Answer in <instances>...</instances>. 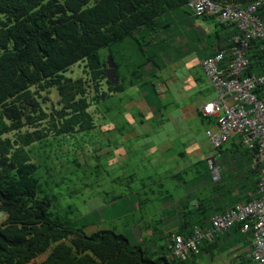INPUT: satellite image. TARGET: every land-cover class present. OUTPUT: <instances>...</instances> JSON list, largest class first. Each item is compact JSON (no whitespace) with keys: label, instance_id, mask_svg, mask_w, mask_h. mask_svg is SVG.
Listing matches in <instances>:
<instances>
[{"label":"trees","instance_id":"1","mask_svg":"<svg viewBox=\"0 0 264 264\" xmlns=\"http://www.w3.org/2000/svg\"><path fill=\"white\" fill-rule=\"evenodd\" d=\"M189 1L0 0V264H200L202 259L196 261L203 253L212 262L238 243L252 245L254 231H244L242 223L221 232H214L212 224L214 216L259 196L257 148L244 144L239 135L217 149L211 147L217 151L213 157L219 178L209 158H204L173 173L170 188L161 173L155 178L149 170L156 162L138 170V163L129 160L114 178L127 191L114 193L106 209L80 218L56 213L54 199L44 188V183L50 187L55 173L44 167L41 148L57 140L84 138L100 126L96 114L113 98L123 105L116 111L118 125L128 123L122 110L130 97L118 94L132 86L142 89L152 112L162 118L170 102L156 89L160 74L191 53L205 61L230 49L236 30L220 23L217 14L193 15ZM212 1L247 5L255 0ZM260 12L264 17V6ZM180 13L190 16L175 15ZM191 17L213 26L201 29ZM179 25L187 28L182 35L177 34ZM261 42L255 39L248 51V75L264 74ZM106 48L105 59L102 51ZM123 49L140 60L131 64L136 67L133 71L123 65L127 59ZM77 65H82L83 74L73 77ZM111 66L115 79L110 78ZM53 90L59 96L57 102L52 100ZM255 93L264 100V83ZM114 111L107 105V113ZM182 154L185 158L186 150ZM201 166L205 167L202 171ZM192 172L195 175L188 178ZM176 180L190 188L179 198L174 193L179 191ZM107 214L133 217L152 242L133 241L117 229L87 233V226ZM195 229L203 233L199 251L183 257L176 252V237L188 242ZM238 258L246 262L242 255Z\"/></svg>","mask_w":264,"mask_h":264},{"label":"rangeland","instance_id":"2","mask_svg":"<svg viewBox=\"0 0 264 264\" xmlns=\"http://www.w3.org/2000/svg\"><path fill=\"white\" fill-rule=\"evenodd\" d=\"M175 15L178 17L190 16L186 13L183 15L182 13ZM177 21L179 23V20ZM191 22L193 25L200 23L202 25L201 29H208L210 26H213L212 22L207 23L203 22L201 19L195 18L193 20L192 17ZM186 29L187 28H182L179 25L177 34H184V30ZM195 32L197 34L196 30ZM195 40L194 41L197 42L196 38ZM196 45L198 44L196 43ZM117 46H120V44H117L115 47ZM123 50V53L127 58L123 59V65L126 70L133 71L136 67H132L131 64H138L140 63V60L137 55H134L131 58L132 53L129 49ZM102 54L105 59L108 57L107 48L102 51ZM194 54L195 58L198 59L199 64L195 69L197 74H193L199 78L197 86L200 85L201 92L194 95V88V91L190 93L192 98L190 97V99L185 98L178 100L181 106H185V108L187 106L189 107L188 102L196 99V97L197 99L201 97L210 98L214 95L213 89L210 86L206 75L200 68L201 61L204 57L200 58L196 53ZM115 55L118 59L119 54L115 53ZM73 69V77H78L83 74L82 65H77ZM119 69L120 72H123L122 67H119ZM183 74L186 76L185 78H180V83L182 85L185 83L183 86H189L192 78H190V75L188 77L187 72H184ZM106 84L107 83L105 82V85ZM129 89L131 90V88ZM131 96L132 101L137 99L134 93H132ZM51 97L54 102H57L59 99L55 90H53ZM107 105H112L115 111L107 113ZM175 108L176 107H173L170 111L177 112ZM91 109H95V107H92ZM118 109H123V105L117 98H113L109 102L102 104L100 108L101 112L96 114V122L100 126L88 132L84 138L77 136L78 138L77 140H74V142L64 140L59 143L57 140L54 144H49L41 148V160L46 161L43 163L44 167L47 169L52 168L51 172L53 171V173H55L53 174V178L49 179V182L51 183L50 187H46L44 183V188L46 193L54 199V204L56 206L55 211L59 215L69 214V217L76 219L85 214H90L95 210L100 211V209H106V206L111 201L114 193L127 191V189L124 188L120 182H116L114 178L118 175L119 171H124L122 167L126 165L128 166L129 160L133 163H138V170H145L150 164L156 162L152 169L149 168V170L157 174L156 176L154 174L155 178H159L158 174L161 173V179L166 181H163L165 182L164 184L172 188L174 179L171 176L173 173L189 166L191 162H197L198 160L217 155V151L211 148L206 136V129L216 126L219 119L217 117L206 118L198 112H193L190 114L191 117H189L186 121L179 119L182 122L180 124L171 122V129L177 128L178 132L183 131L184 134H180L177 137L172 134V141L176 142L177 148L180 150H183L184 148L186 150L189 148L194 150L201 147V153L195 152L197 155L189 154V156L187 155V159L178 156V160L172 162L170 157L166 159L170 155V151L163 150L162 144L159 143L161 140L160 135L165 138L168 134V129L171 131L170 128L167 129L165 124L163 125L166 119L170 116L168 112L164 114L163 119L156 120L149 118L146 115L143 116L138 107L130 109L127 108L123 117L126 116L128 118L124 120L128 123H122V125L118 126L117 129H113L112 126H115V124L119 122L115 116ZM118 117H120V115ZM143 130H146V132ZM187 133V137L189 138L186 140H180L182 138H186L185 135ZM139 144L144 147H140ZM137 158H139L138 161H133ZM157 158H160L158 159L159 161H156ZM202 168L205 167L201 166L200 171H202ZM194 175L195 173L192 172L188 175V178H191ZM168 178L173 181H169ZM176 182H178L177 184L179 186V191H174L177 198L190 191L189 186L186 188L180 181L176 180L175 183ZM56 183L61 184L56 186ZM150 214L153 215L152 212H149V215ZM145 220L149 222V218ZM135 221L136 220L128 214L122 217L108 215L101 217V219L96 221L94 225L87 226L85 230L87 233L91 234L101 229H117L118 231L128 234L133 241L142 242L145 240L146 245L150 244L152 242L150 236L148 237L145 231L142 232L143 226ZM238 245L239 243L234 247V249L216 255L212 262H210V259H207L208 257L205 255L206 253H203V255L197 259L196 262L199 263L202 259L200 264H219V262L224 259L225 264H240L239 261H231L232 253L240 252L238 251L239 248H237Z\"/></svg>","mask_w":264,"mask_h":264},{"label":"built area","instance_id":"3","mask_svg":"<svg viewBox=\"0 0 264 264\" xmlns=\"http://www.w3.org/2000/svg\"><path fill=\"white\" fill-rule=\"evenodd\" d=\"M264 0L244 6L241 3L219 5L212 0H191L189 7L196 14L214 13L220 22L232 25L237 33L230 40L232 58L226 59V51L203 62V68L211 81L216 98L203 106L208 115L219 116L218 129L209 130L208 136L214 147H219L233 135H239L244 144L255 146L254 164L260 170L259 196L248 203H238L223 215L213 217L214 232H221L235 223H242L244 231L253 230L254 238L248 257L257 264H264V101L255 89L264 83V74L245 75L249 66L247 52L253 39L261 40L264 52V18L259 7ZM211 166L213 160L210 159ZM194 236L185 241L177 236V253L186 257L199 251L202 231L195 229ZM210 238L212 233H207Z\"/></svg>","mask_w":264,"mask_h":264},{"label":"crops","instance_id":"4","mask_svg":"<svg viewBox=\"0 0 264 264\" xmlns=\"http://www.w3.org/2000/svg\"><path fill=\"white\" fill-rule=\"evenodd\" d=\"M198 64H199V61H198V59L195 58V54L191 53V54L185 56L183 59L178 60L174 64H171L166 70H164L161 73V78L157 82L156 89L161 94V96L164 100L170 99V100H168L170 102L169 107L167 109H165L164 113L162 114L164 116V114L166 112H168L170 115L166 119V121L163 123V125L164 124L166 125L167 129L168 128L171 129V126H170L171 122L175 123V124H180V123H182L180 120L186 121L189 117H191L190 114L193 112H198L201 115V113L199 112V108L207 99H209L206 97H201V98L197 99V97H196V99L188 102L189 107L187 106L186 108H185V106H181L180 102L178 101V100L185 99V98L190 99V97H191L190 93H192L194 91V88H195L194 95L199 94L201 92L200 85L197 86V83L199 82V78L193 74V73L197 74L195 69H196ZM200 68H201L202 72L204 73V70L202 68V61L200 64ZM184 72H187L188 77L190 75V78H192L191 84L189 86L188 85L183 86L185 83L183 85L180 83V78H185V76H186V75L184 76V74H183ZM181 75H183V76H181ZM111 78H115V76L113 77V75H112ZM208 81H209V79H208ZM210 86H211V84H210ZM129 88H131V90ZM129 88L126 89L124 92H121L118 94L119 97H125V99L130 97V99H127L126 103L124 104V106H125V109L123 110L124 113H126L127 108L130 109V108H134V107L137 108L138 107L140 109L139 111H141L143 116L146 115L149 118L156 119V120L163 119V116H162V118L157 119L156 115L152 112L151 108L149 107V104L147 103V101L145 99V96H144L145 94L141 88H139L137 86H132ZM132 93H134L137 97V99L135 101H132V96H131ZM173 107H176L175 109L177 110V112L170 111V109H172ZM118 124H119V122L117 124H115V126H112L113 129H117L116 127L119 126ZM143 131L146 132V130H143ZM172 134H174L175 137H177L180 134L184 135L183 131L178 132L177 128L171 129V131L168 129V134L165 138H164V136L160 135L161 140L159 141V143L162 144L163 150L170 151V155L166 159H168L170 157L172 162H175L178 160V156L182 157V155H183L182 153L186 149L180 150L179 148L176 147V142L172 141V137H173ZM187 135H188V133L185 135L186 138H182L180 140H186L187 138H189V137H187ZM139 146H141V145L139 144ZM186 152H187L188 156H189V154L195 155L196 154L195 152L201 153V147L196 148L194 150L189 148L188 150H186ZM188 156H186V157L184 156V157L187 159ZM237 248H239L238 251H240V252L239 253L233 252L231 261L232 262L239 261L240 264H249V263H246L247 261L245 262V260H243V259H242V261H240L241 259L238 258V255H242L243 258L246 259L247 253L251 247L250 246L246 247V246H242L241 244H239L237 246ZM241 252H243V253H241ZM234 256H235V258H234ZM219 264H225L224 259H222L219 262Z\"/></svg>","mask_w":264,"mask_h":264},{"label":"clouds","instance_id":"5","mask_svg":"<svg viewBox=\"0 0 264 264\" xmlns=\"http://www.w3.org/2000/svg\"><path fill=\"white\" fill-rule=\"evenodd\" d=\"M191 1V0H190ZM189 1V2H190ZM256 1H260V0H255V1H253L252 3H254V2H256ZM189 2H188V4H187V6H188V8L190 9V10H192V14L193 15H197L196 14V12H193V9H191L190 7H189ZM237 3H241V4H243L242 2H237ZM252 3H249V4H247V5H250V4H252ZM232 4H234V3H232ZM229 5V4H228ZM244 5V4H243ZM247 5H244V6H247ZM262 6H264V5H262ZM206 13H208V12H206ZM208 14H210V13H208ZM259 14H262V12H260V7H259ZM201 15V14H200ZM262 16V15H261ZM263 17V16H262ZM264 18V17H263ZM219 21V20H218ZM220 22V21H219ZM220 23H222V22H220ZM226 25V24H225ZM229 26H232V25H229ZM232 28H233V26H232ZM234 29V28H233ZM234 30H236V29H234ZM236 33H237V30H236ZM235 33V34H236ZM234 34V35H235ZM233 35V36H234ZM163 36V35H162ZM233 36H232V38H233ZM231 38V39H232ZM255 39H253L252 41H251V44H250V47L252 46V43H253V41H254ZM256 40H258V39H256ZM231 42V41H230ZM232 43V42H231ZM232 46V45H231ZM231 46H230V48H231ZM250 49V48H249ZM223 51H226L228 54L226 55V59H228L227 58V56L228 55H230V58L229 59H231L232 58V55H231V51H230V49L227 51V50H223ZM249 51V50H248ZM222 52V51H221ZM219 54V53H218ZM217 54V55H218ZM247 54H248V52H247ZM248 57V56H247ZM248 59H249V57H248ZM203 62L204 61H202V68H203ZM249 64H250V60H249ZM110 68V78H111V76L113 75V77L115 76L116 77V73H115V71L114 70H111L112 68H113V66H111V67H109ZM203 70H204V68H203ZM247 70H248V68H247ZM247 72V71H246ZM112 73V74H111ZM204 73H205V75L207 76V74H206V72H205V70H204ZM245 75H248V74H246L245 73ZM207 78H208V76H207ZM111 79H115V78H111ZM209 79V78H208ZM209 82H210V84H211V81H210V79H209ZM105 84V83H104ZM211 86H212V88H213V93H214V95L211 97V98H209V99H207L201 106H200V108H199V112L201 113V115L203 116V117H206V118H215V117H217V118H219V116H217V115H208V114H205L204 113V111H203V106L206 104V103H208V102H210V101H212L213 99H215L216 98V91H215V89H214V87H213V85L211 84ZM104 88L105 89H107V85H104ZM264 101V100H263ZM218 121H219V119H218ZM219 124H218V122H217V124H216V126H214L213 128H207L206 129V136H207V138H208V141H209V143H210V145H211V147L212 148H215V149H217L218 147H214L212 144H211V142H210V138H209V136H208V131L209 130H214V131H216L217 129H218V126ZM233 136H237V135H233ZM233 136H231L229 139H231ZM243 140V139H242ZM209 158V161H210V159H212L213 160V165L211 166V164H210V166H211V168L213 169V174H214V176L216 177V178H219V168L218 167H216V162H215V159H214V157L213 156H211V157H208ZM187 168V167H186ZM239 203H244V202H239ZM248 203V202H247ZM238 204V203H237ZM252 243H253V241H252ZM251 247V246H250ZM250 250H251V248H250ZM249 250V251H250ZM249 251H248V253H249ZM248 253H247V256H246V260L248 259L249 260V264H257L253 259H251V258H249L248 257Z\"/></svg>","mask_w":264,"mask_h":264}]
</instances>
